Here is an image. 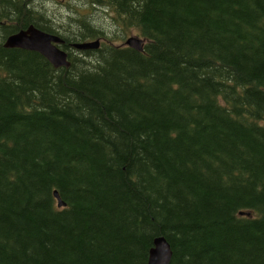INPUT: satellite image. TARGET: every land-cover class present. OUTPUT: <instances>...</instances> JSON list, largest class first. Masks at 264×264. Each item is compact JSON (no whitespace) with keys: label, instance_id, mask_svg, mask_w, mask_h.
Returning a JSON list of instances; mask_svg holds the SVG:
<instances>
[{"label":"trees","instance_id":"obj_1","mask_svg":"<svg viewBox=\"0 0 264 264\" xmlns=\"http://www.w3.org/2000/svg\"><path fill=\"white\" fill-rule=\"evenodd\" d=\"M29 24L69 65L4 45ZM158 235L264 264V0H0V264H147Z\"/></svg>","mask_w":264,"mask_h":264},{"label":"water","instance_id":"obj_2","mask_svg":"<svg viewBox=\"0 0 264 264\" xmlns=\"http://www.w3.org/2000/svg\"><path fill=\"white\" fill-rule=\"evenodd\" d=\"M63 38L56 33L41 29L34 24H29L15 32L8 34L4 45L9 47H22L32 49L44 55L54 66H67L70 61L68 53L60 47ZM125 44L136 49H142L143 39L138 35H129L125 39ZM77 48H95L99 45V39L75 41L72 43ZM57 197L58 206L65 202L59 197L57 190H54ZM172 255L170 243L163 235H158L153 240V245L149 249L147 264H169Z\"/></svg>","mask_w":264,"mask_h":264},{"label":"rangeland","instance_id":"obj_3","mask_svg":"<svg viewBox=\"0 0 264 264\" xmlns=\"http://www.w3.org/2000/svg\"><path fill=\"white\" fill-rule=\"evenodd\" d=\"M49 7H50L51 11H53V13H55V14L64 13L63 10L65 9V7H63V5H60L58 2L50 1L49 2ZM88 8L89 7H87V5L85 4V5H82V7H80V10H82L84 12V11L88 10ZM101 12H102V10H98V12L95 14V16L96 15L97 16L100 15V16H102L101 19L104 20V15H105L106 16L105 18H107V21L109 22L111 20V16H110L111 13L108 14L106 12L105 13H101ZM117 31L121 32V30H117ZM131 34H135L136 35L135 32H126L125 33V38L123 40L118 39L116 42L117 43L118 42L125 43L124 41H125L126 37L131 35Z\"/></svg>","mask_w":264,"mask_h":264},{"label":"bare ground","instance_id":"obj_4","mask_svg":"<svg viewBox=\"0 0 264 264\" xmlns=\"http://www.w3.org/2000/svg\"><path fill=\"white\" fill-rule=\"evenodd\" d=\"M100 44V43H99Z\"/></svg>","mask_w":264,"mask_h":264}]
</instances>
